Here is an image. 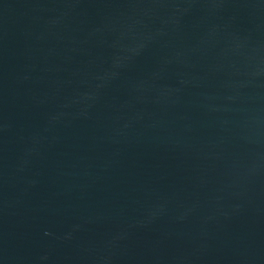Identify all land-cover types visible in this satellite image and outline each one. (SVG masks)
<instances>
[{
  "label": "water",
  "instance_id": "water-1",
  "mask_svg": "<svg viewBox=\"0 0 264 264\" xmlns=\"http://www.w3.org/2000/svg\"><path fill=\"white\" fill-rule=\"evenodd\" d=\"M0 264H264V0H0Z\"/></svg>",
  "mask_w": 264,
  "mask_h": 264
}]
</instances>
